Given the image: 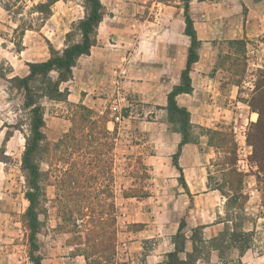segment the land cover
<instances>
[{"label":"rangeland","instance_id":"obj_1","mask_svg":"<svg viewBox=\"0 0 264 264\" xmlns=\"http://www.w3.org/2000/svg\"><path fill=\"white\" fill-rule=\"evenodd\" d=\"M45 2L46 0H26L24 14L17 17L16 21L0 4V264H33L29 255L30 229L25 217L29 207L25 199L28 186L22 170L25 138L29 134L28 112L23 109V94L12 89L6 79L25 77L29 72L28 63L48 60L51 56L50 45L54 50L62 52L67 46L79 43L81 34L77 27L86 15L84 0H65L64 3L54 6L52 17L55 16L58 22L53 23V26L61 32L58 37L48 38V29L51 27L48 22L52 17L44 23L40 21L44 16L37 13L28 14L34 6ZM102 3L105 5L103 20L109 24L102 26L101 34L97 36V44L92 49L94 61L97 63L96 70L92 77L81 75L75 70V79L73 77L69 84L76 96L83 87L87 89L83 97L90 95L89 102L67 104L42 101L46 123L44 132L48 142L46 146L51 155H42L45 160L40 165L48 200L40 207L46 212L44 216H40L42 230L37 237V243L42 258L47 260L45 264L85 263L83 257L74 263L69 261L71 257H80L76 254L83 246L78 245L75 232H67L68 230L61 226L57 196L60 194L59 178L66 166L61 163L60 155L53 152L54 145L61 142L72 129L74 107L80 104L94 111L97 119L101 121V126L111 133L104 148V169L98 196L103 200L104 212L107 214L105 219L110 230L115 227L116 264H147V256H151L157 244L156 239H151L144 242L143 250L138 249L132 253L127 249L133 234L143 226L129 224L128 220L124 219L125 211L121 206L124 203L123 198L142 199L154 194L159 186V175L147 162L151 154V141L138 127L140 122L151 119L150 113L154 112V109L139 102L137 94L132 90L134 88H129V85L147 79L149 72L144 71L145 64L138 57L133 62L134 68L130 73L122 72L121 64L124 62L114 55L113 45L117 44V41L111 37L110 23L120 16L122 19L115 20L116 27L119 26L125 33V39H121L120 43L123 46L140 47V40H127V18L131 22L140 19L152 20L162 11L165 12V6L183 8L184 5L179 0H102ZM20 19L28 22L35 19V30L27 31L24 37L16 34L15 29L20 25ZM19 43L22 44V52H18L16 44ZM158 43L163 42L152 40L147 46L153 48V44L157 46ZM230 48L229 54L221 56L217 68L223 69L221 75L224 79H230L231 83L240 87L245 86L246 89L241 88V93L250 100L264 71L255 66L258 57L253 47L236 44L230 45ZM216 72L217 70L214 71L215 74ZM52 76L56 77L55 74ZM91 79L96 83H92ZM131 81L133 83H130ZM249 82L253 85L247 88L244 83ZM66 87L64 84L62 90H68ZM225 132L231 134L228 128ZM51 157L54 159L51 160ZM224 160L225 158L217 160L211 168L213 184L216 181L223 183L225 176L219 172L222 168L217 165L225 162ZM257 180L258 188L263 194L252 203L253 214L258 217L259 227L255 247L251 249L254 258L264 256V178L258 176ZM256 197L259 196L256 194ZM247 200L248 196H244L241 204L245 206ZM112 218H116V221L111 222ZM81 225L85 227L86 222ZM237 259V251L224 256V262L228 263ZM261 263L264 264V260Z\"/></svg>","mask_w":264,"mask_h":264},{"label":"crops","instance_id":"obj_2","mask_svg":"<svg viewBox=\"0 0 264 264\" xmlns=\"http://www.w3.org/2000/svg\"><path fill=\"white\" fill-rule=\"evenodd\" d=\"M165 7V12L162 11L152 20L140 19L131 22L127 18V40H140V47L123 46L120 43L121 39H125V33L119 26L116 27L115 20L122 19L120 16L110 23L111 37L117 41V44L113 45L114 55L124 62L121 64L122 72L130 73L137 57L145 64L144 71L149 72L147 79L129 85V88H134L132 90L137 94L139 102L154 109V112L150 113L151 119L140 122L138 127L151 141V154L147 162L158 172L159 186L155 193L147 198H123L124 203L121 205L125 211L124 219L128 220L129 224L143 226L133 234L127 244L128 250L135 253L138 249L143 250L144 242L157 240L151 256H147V264H166V256L176 249L173 238L177 235L182 221L186 224L184 232L188 238L187 253L193 251L190 240L193 230L201 228L203 239L211 241L223 234L226 227L233 228L238 213L236 209L229 208L228 198L217 189V181L213 184L211 172L217 160L225 158L224 161H227V148L217 150L211 144V137L197 132L204 129L226 133L228 128L237 146L238 161L244 153L251 163L253 149L247 143V134L251 124L258 122L259 115L251 110L248 96L245 97L241 93V88L246 87L224 79L221 75L223 69L217 68V64L221 56L229 54L231 43L243 42L248 48L255 49L258 57L255 66L264 71V0L192 1L190 15L201 41L199 61L193 65L191 72L193 92L182 94L176 100L180 107L190 112L191 124L198 142L182 145L183 136L168 123L165 108L169 93L181 82L191 41L184 35L183 8ZM55 18L53 16L48 22L51 26L48 29V38L60 35L61 31L53 26V23L58 22ZM105 24L109 23L103 20L98 29L99 35ZM152 40H160L163 43H158V47L155 44L153 48L148 47ZM96 65L92 50L90 56H83L78 60L73 70L74 79L75 70L81 75L92 77ZM91 81L96 83L93 79ZM70 82L65 84L69 91L67 104H87L90 95L83 97L87 89L83 87L76 96L73 87H69ZM244 84L247 88L248 84L253 85L252 82ZM217 139L218 137H215V140ZM179 150L176 165L173 158ZM221 164L217 167H221ZM237 168L244 174L243 194L248 196L244 206L247 220L243 224V231L258 233V217L253 214L252 203L263 194L258 188L257 179L258 176L264 178V174L259 173L254 165L241 171L237 162ZM256 194L259 197H256ZM80 258L71 257L69 261L74 263ZM209 260L211 264H222L218 252H213ZM241 260L243 264H262L264 256L254 258L250 250ZM46 261L44 258L43 264ZM84 262L86 264L85 260Z\"/></svg>","mask_w":264,"mask_h":264},{"label":"trees","instance_id":"obj_3","mask_svg":"<svg viewBox=\"0 0 264 264\" xmlns=\"http://www.w3.org/2000/svg\"><path fill=\"white\" fill-rule=\"evenodd\" d=\"M65 0H47L45 3L30 9L29 15L39 14L46 22L53 15V7L56 3ZM86 3V15L78 24L81 34L79 43L69 45L62 52L54 50L50 45V58L41 63H28L29 72L25 77L6 79L12 89L20 91L24 96L23 109L28 112L29 134L25 138V150L22 156V170L28 190L25 199L29 203L25 217L30 229V259L33 264H43L37 237L42 230L40 216L45 215V210L40 209L47 203L46 189L43 181V173L40 165L44 162L42 155H50L47 148V137L44 129L45 110L42 101L64 102L68 101L69 91L62 90V86L73 78V70L78 60L83 56H90L92 49L97 44L98 29L104 18V6L101 0H84ZM184 7V34L190 41L188 57L185 69L181 74V82L168 95L167 112L168 123L183 136L182 145L195 144L198 137L194 135L191 124V114L186 108L177 103V97L182 94H191L193 85L191 79L192 67L199 61L201 41L198 38L194 21L190 15V4L195 0H179ZM203 2L204 0H196ZM2 8L17 20L24 14L26 0H2ZM23 18V17H21ZM20 19L15 33L24 37L27 31H34V21ZM245 44L233 42L231 45ZM246 45V44H245ZM18 52H22V44H16ZM55 74L56 77L52 75ZM251 110L259 115V120L251 124L247 143L253 149L251 164L258 168V172L264 174V75L255 85L252 98L248 101ZM74 116L71 119L72 129L65 138L54 145L53 152L60 155V161L66 166L59 178V215L61 226L67 232H75L79 246L83 249L77 251L76 256L83 257L86 264H116V231L110 230L105 217L103 200L98 196V188L101 185L103 173L104 148L111 133L106 127L101 126L95 112L80 104L74 107ZM202 135L211 137V144L217 150L227 148L228 160L221 164L225 178L223 183H217V189L224 197L228 198V206L236 209L237 218L233 228L226 230L218 238L205 241L201 228L193 230L191 242L192 253L186 252L188 238L186 236L184 221L181 222L177 235L173 238L175 251L166 256V264H199L210 263V256L218 252L222 264H243L241 258L252 248L258 233L243 231V224L247 220L244 214L243 183L244 175L237 168V146L232 134L220 133L211 130H201ZM215 137H218L215 140ZM232 138V140H231ZM180 146V150L182 148ZM224 146V147H223ZM179 152L174 156L177 165ZM54 157H51L53 160ZM228 192V193H227ZM231 193V195H230ZM116 210V205L113 206ZM264 219V201L262 205ZM116 221L112 218L111 222ZM86 222L85 227L81 225ZM115 226V225H114ZM73 228V229H72ZM237 251L239 258L230 263L224 262V256ZM185 255V257H183Z\"/></svg>","mask_w":264,"mask_h":264},{"label":"built area","instance_id":"obj_4","mask_svg":"<svg viewBox=\"0 0 264 264\" xmlns=\"http://www.w3.org/2000/svg\"><path fill=\"white\" fill-rule=\"evenodd\" d=\"M248 86L250 87V84H248ZM238 164L240 166L241 171L242 170H248V169H250V166H251V164L249 163V161H248V159L244 153L241 154L240 159L238 161Z\"/></svg>","mask_w":264,"mask_h":264}]
</instances>
